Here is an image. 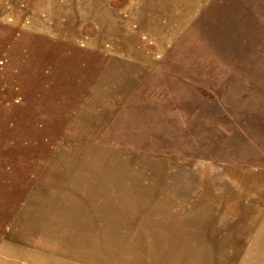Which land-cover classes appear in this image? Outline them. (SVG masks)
Listing matches in <instances>:
<instances>
[{
    "label": "rangeland",
    "instance_id": "1",
    "mask_svg": "<svg viewBox=\"0 0 264 264\" xmlns=\"http://www.w3.org/2000/svg\"><path fill=\"white\" fill-rule=\"evenodd\" d=\"M129 6L162 51L115 79ZM162 190L236 220L192 245ZM0 264H264V0H0Z\"/></svg>",
    "mask_w": 264,
    "mask_h": 264
},
{
    "label": "crops",
    "instance_id": "2",
    "mask_svg": "<svg viewBox=\"0 0 264 264\" xmlns=\"http://www.w3.org/2000/svg\"><path fill=\"white\" fill-rule=\"evenodd\" d=\"M130 9L131 6L128 8L129 16L126 21L129 25H134V27L131 30L128 25L127 27L129 29L125 30V34L119 41L120 44L117 42L112 45V50H110V52L114 55L118 54V58H110L107 61V64L104 65L103 69L104 72L108 71V74L110 73L112 75L109 77L115 79L119 76L127 77V72L124 70L125 66L131 68V73L135 74V76L141 73V71L147 70L152 63L150 59H154V57H156L155 55L162 51L161 47L158 49V46L162 41H160V38H157L158 35L156 36L155 34L157 28H159V25L156 24L157 20L146 15L143 17L141 13L134 16L131 14ZM142 20L145 21L142 22ZM147 41L150 42V49L144 46L148 43ZM133 74H128V76L131 77ZM156 192H158V190H156ZM156 192L143 196L146 201L155 205V208L152 210L153 213L170 214V219H161V221L165 223V220H170V226L172 229H180L182 235H184V231H186V236L188 239L192 240L190 243L192 245L214 244L215 241H213V239L216 237L217 230H226L228 227L227 223H232L233 220H236V217L231 218L227 216L223 206H215L217 202L216 198H222V196L217 195L220 194V192H212L211 195L210 192L205 193V191H203V195H199V197H202V200H193L191 196H186L185 194L178 195V193L173 191L162 190L160 191V194H157ZM200 193L201 192H199V194ZM104 197L112 198L109 194ZM205 197H208L210 200L205 202ZM179 198L185 202L189 201L190 204H181V202H178ZM187 198H189V200H187ZM142 203L147 206V202L142 201ZM109 207L110 209L113 207L111 202L110 204L108 202L107 209H109ZM228 218L231 219L228 220ZM247 220L252 222L253 219L251 217ZM236 236L242 238L243 234L240 235L239 233ZM223 239H226L225 234H221L217 237V241L219 242L223 241ZM239 243L243 244L242 242ZM245 243L248 244V242Z\"/></svg>",
    "mask_w": 264,
    "mask_h": 264
}]
</instances>
